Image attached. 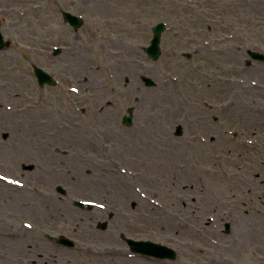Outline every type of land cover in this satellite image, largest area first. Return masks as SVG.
Listing matches in <instances>:
<instances>
[{
    "label": "rangeland",
    "instance_id": "374dc122",
    "mask_svg": "<svg viewBox=\"0 0 264 264\" xmlns=\"http://www.w3.org/2000/svg\"><path fill=\"white\" fill-rule=\"evenodd\" d=\"M63 8L86 25L63 24ZM0 19V264H264V90L242 98L239 82L264 45V0H0ZM160 21L154 61L143 47ZM34 64L65 88L40 87ZM257 67L246 78L264 82ZM122 234L177 258L131 255Z\"/></svg>",
    "mask_w": 264,
    "mask_h": 264
},
{
    "label": "water",
    "instance_id": "95a60500",
    "mask_svg": "<svg viewBox=\"0 0 264 264\" xmlns=\"http://www.w3.org/2000/svg\"><path fill=\"white\" fill-rule=\"evenodd\" d=\"M71 22L74 23L75 27H78L80 25V21L76 20L74 21L72 19V17H70ZM164 28V24L160 23L157 27L154 28L155 34H154V38L152 40V44L149 47H146V51L149 53V55L154 58L157 59L159 54H160V47H159V41H160V36H161V32ZM9 43H5L4 38L0 32V48L4 47L5 45H8ZM38 74L40 79L43 80L46 78L47 74L44 73V71L42 69H38ZM145 81L149 84V85H153L155 84V82L150 79V78H145ZM130 111H132V107L129 108ZM124 122H126L127 124L131 123V117H124ZM80 205H83L82 203H78ZM102 227H106V223H101L100 224ZM126 241L128 242V244L130 245V248L133 251L136 252H140L143 254H149V255H155L158 257H170V258H174L175 257V251L171 248H168L166 246H163L161 244L158 243H154L151 241H136L133 240L131 238H125ZM60 242L65 243L67 245H73L74 242L71 241L68 238L65 237H61L59 239Z\"/></svg>",
    "mask_w": 264,
    "mask_h": 264
},
{
    "label": "flooded vegetation",
    "instance_id": "af4514ba",
    "mask_svg": "<svg viewBox=\"0 0 264 264\" xmlns=\"http://www.w3.org/2000/svg\"><path fill=\"white\" fill-rule=\"evenodd\" d=\"M250 64H252L249 68H255V67H257V65H259V64H261V65H264V63H257V64H254V63H250ZM249 64V65H250ZM249 68L248 69H245L244 71H243V73H242V75H243V77H244V79H248V78H246V76L247 75H250L251 74V72L252 71H254L253 69H251V70H249ZM257 70H255L258 74L260 73L261 74V72L262 71H264V66H260L259 68L257 67L256 68ZM249 70V71H248ZM247 74V75H246ZM248 77V76H247ZM249 80V79H248ZM250 81H253V82H255V83H257L258 84V86L257 87H255V88H251V89H242V91H244L245 93H243L242 92V98L243 97H245V98H248V96H251V91H255V90H264V82H262L261 80H257V79H250ZM263 125H264V121L262 122V121H260Z\"/></svg>",
    "mask_w": 264,
    "mask_h": 264
},
{
    "label": "bare ground",
    "instance_id": "6f19581e",
    "mask_svg": "<svg viewBox=\"0 0 264 264\" xmlns=\"http://www.w3.org/2000/svg\"><path fill=\"white\" fill-rule=\"evenodd\" d=\"M260 116V115H259ZM259 116H257V117H255L253 114L251 115V118H258ZM259 120H261V118H259ZM20 204L21 205H25L26 204V201H24V202H20ZM20 205V206H21ZM2 242V240H0V243ZM28 250H30V249H28ZM49 262V261H48ZM52 263V262H51Z\"/></svg>",
    "mask_w": 264,
    "mask_h": 264
}]
</instances>
